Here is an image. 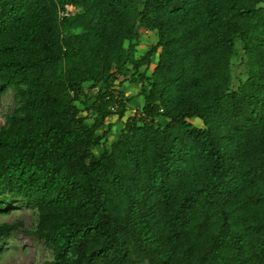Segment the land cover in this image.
<instances>
[{
  "label": "trees",
  "instance_id": "16d2710c",
  "mask_svg": "<svg viewBox=\"0 0 264 264\" xmlns=\"http://www.w3.org/2000/svg\"><path fill=\"white\" fill-rule=\"evenodd\" d=\"M9 91L0 208L36 221L0 223V245L34 235L45 264H264V0H0V107Z\"/></svg>",
  "mask_w": 264,
  "mask_h": 264
},
{
  "label": "rangeland",
  "instance_id": "374dc122",
  "mask_svg": "<svg viewBox=\"0 0 264 264\" xmlns=\"http://www.w3.org/2000/svg\"><path fill=\"white\" fill-rule=\"evenodd\" d=\"M69 9L72 10V8ZM141 39V53L156 43V37L153 34H145ZM241 63L240 58L234 61V75L238 76L236 83L245 79V70ZM130 79L133 80L132 77ZM122 89L128 92L127 117L139 113L143 105L142 101L137 98L139 85L129 82ZM14 106V96L12 91H9L2 97L0 127L5 123L6 115L10 113ZM111 122L115 124V127L108 136L111 140L109 143L114 142L124 128V124L117 121V118L111 119ZM192 122L198 127L202 126V121L199 119H193ZM14 221H21L27 229H30L36 221V213L34 209L29 208L25 203L12 200L7 203L6 208H0V223H12ZM51 257V251L38 237L23 231L15 232L12 237L0 245V264H45Z\"/></svg>",
  "mask_w": 264,
  "mask_h": 264
},
{
  "label": "built area",
  "instance_id": "2783aa9c",
  "mask_svg": "<svg viewBox=\"0 0 264 264\" xmlns=\"http://www.w3.org/2000/svg\"><path fill=\"white\" fill-rule=\"evenodd\" d=\"M69 11H72L71 9L68 8ZM113 111H116L117 110V106H115L113 109Z\"/></svg>",
  "mask_w": 264,
  "mask_h": 264
},
{
  "label": "crops",
  "instance_id": "0c3cea01",
  "mask_svg": "<svg viewBox=\"0 0 264 264\" xmlns=\"http://www.w3.org/2000/svg\"><path fill=\"white\" fill-rule=\"evenodd\" d=\"M126 93H127V97H128V92L127 91H125Z\"/></svg>",
  "mask_w": 264,
  "mask_h": 264
}]
</instances>
